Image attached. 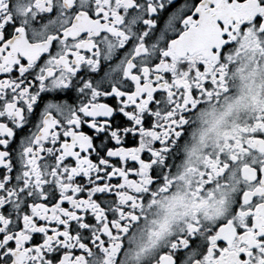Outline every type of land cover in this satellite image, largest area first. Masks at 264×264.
Instances as JSON below:
<instances>
[{"label":"snow or ice","instance_id":"6c2138e0","mask_svg":"<svg viewBox=\"0 0 264 264\" xmlns=\"http://www.w3.org/2000/svg\"><path fill=\"white\" fill-rule=\"evenodd\" d=\"M0 264H264V0H0Z\"/></svg>","mask_w":264,"mask_h":264}]
</instances>
